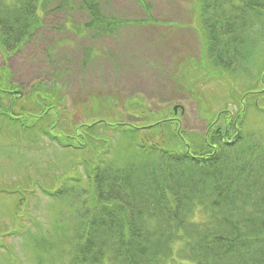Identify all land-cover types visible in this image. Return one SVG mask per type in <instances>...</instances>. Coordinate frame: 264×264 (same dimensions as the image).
<instances>
[{
    "label": "trees",
    "instance_id": "1",
    "mask_svg": "<svg viewBox=\"0 0 264 264\" xmlns=\"http://www.w3.org/2000/svg\"><path fill=\"white\" fill-rule=\"evenodd\" d=\"M107 1L0 0V53L6 59L21 51L43 28L45 15L51 11H79L84 16L81 30L96 39L117 37L130 23H137L107 10ZM134 1L149 21L150 4ZM198 8L206 31L204 57L221 69L247 71L246 62L257 41L249 26L255 16L254 23L260 20L263 30L264 20L259 16L264 15V0H201ZM6 79L0 76L2 149L15 156L19 152L14 147H21L23 141L41 140L71 153L75 160L68 173L57 177L54 173L48 181L41 175L45 183L31 182L52 203L69 206L67 213L58 211L57 225L47 233L54 238L35 233L41 235L32 246L36 252L65 244L66 264H264L262 135L252 129L240 135L236 127L222 129L217 121L213 134L206 135L209 145L190 147L187 152L178 141L179 148L173 149L158 131L171 130V121L154 120L158 116L154 111L139 110L147 113L140 125L131 120L102 125L80 122L84 110L68 108L61 88H56L57 80L48 85L47 80L37 79L29 91L18 96ZM128 108L130 105H125L130 113ZM234 116L238 120L241 115ZM102 126L127 139L128 160L116 163L106 158L113 146L104 137H100L103 144H97L95 129ZM150 129L157 134H148ZM2 137L7 138V145ZM76 165L79 169L73 172ZM83 176L92 195L89 198L79 185ZM16 193L21 190L0 188V195ZM15 203L13 206L18 205ZM198 210L203 213L199 219ZM16 214L12 208L13 220H17ZM179 242V249L174 248Z\"/></svg>",
    "mask_w": 264,
    "mask_h": 264
},
{
    "label": "rangeland",
    "instance_id": "2",
    "mask_svg": "<svg viewBox=\"0 0 264 264\" xmlns=\"http://www.w3.org/2000/svg\"><path fill=\"white\" fill-rule=\"evenodd\" d=\"M146 2L151 6L149 21L134 0L107 1L105 8L113 9L118 18L137 22L130 23L114 38L96 39L81 30L84 16L77 10L49 12L43 28L21 51L6 59L0 53V76L14 85L13 92L18 96L29 91L37 79L47 80L48 85L57 80L56 88H61L71 111L89 110L81 111L84 119L80 122H102V125L131 120L134 125H140L147 113L141 114L139 110L154 111L158 114L154 120L171 121V130L169 127L158 131L165 134L164 140H169L168 147L173 149L179 148L178 141L187 152L190 147L209 145L205 138L213 134L216 129L213 124L217 121L222 129L234 126L240 135L252 129L264 137V27L262 30L260 20L255 24L257 18L252 16L249 26L257 40L250 51L252 57L246 62L249 68L232 72L211 65L204 57L206 31L204 16L198 8L201 0ZM259 17L264 20V15ZM245 93H249L247 97H240ZM125 105H130L127 109L130 113ZM238 113L241 116L236 120L234 115ZM95 130L97 144H103L100 137H104L113 146L106 158L116 163L128 160L131 153L125 150L129 144L125 137L113 135L103 126ZM150 132L157 134L155 129ZM1 139L7 145V138ZM34 141H23L21 147H14L19 152L15 156H9L0 142V188L21 190L20 194L16 193L20 202L16 196L0 195V264L67 262L65 244L57 243L48 252H36L32 248L34 240L41 237L36 232L54 238L47 233H52L57 225L58 211L67 213L69 206L52 203L31 182H44L41 175L48 181L54 173L56 177L68 173L70 163L75 162L74 156L46 141ZM173 141L176 146L171 145ZM77 169L74 166L73 172ZM79 185L88 198L92 196L86 190L84 176ZM15 200L17 206H13ZM12 208L17 210V220L12 218ZM197 213L199 219L203 213L201 210ZM62 228L65 234V223ZM14 231L21 233L10 235ZM180 244L176 243L174 248L179 249Z\"/></svg>",
    "mask_w": 264,
    "mask_h": 264
},
{
    "label": "water",
    "instance_id": "3",
    "mask_svg": "<svg viewBox=\"0 0 264 264\" xmlns=\"http://www.w3.org/2000/svg\"><path fill=\"white\" fill-rule=\"evenodd\" d=\"M21 94V93H20Z\"/></svg>",
    "mask_w": 264,
    "mask_h": 264
}]
</instances>
